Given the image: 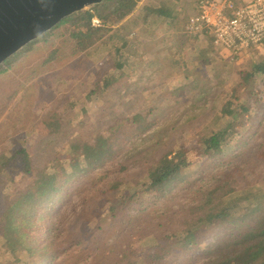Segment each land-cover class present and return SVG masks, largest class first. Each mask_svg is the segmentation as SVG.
<instances>
[{"label": "trees", "instance_id": "1", "mask_svg": "<svg viewBox=\"0 0 264 264\" xmlns=\"http://www.w3.org/2000/svg\"><path fill=\"white\" fill-rule=\"evenodd\" d=\"M187 7L184 0H108L64 20L0 67V119L28 86L53 92L63 117L47 111L42 134L52 145L64 141L59 150L69 159L59 154L51 171L49 163L34 164L40 132L23 135L24 144L4 159L0 154V264H264V93H256L264 44L241 56L249 68L232 83L216 84L223 91L211 99L214 118L189 135L193 148L174 141L206 116L209 92L185 106L178 83L166 89L144 81L145 54L135 55L144 34L184 31ZM240 58L230 56L226 66ZM166 61L169 68L199 66L180 51ZM73 65L78 75L69 80L63 70ZM78 81L87 91L67 93L65 85ZM125 85L129 95L118 91ZM128 98L137 110L154 98L162 118L143 123L142 113L123 104ZM101 102L116 112L93 123L89 112ZM126 131L134 137L121 144ZM71 212L79 230L67 227Z\"/></svg>", "mask_w": 264, "mask_h": 264}, {"label": "rangeland", "instance_id": "2", "mask_svg": "<svg viewBox=\"0 0 264 264\" xmlns=\"http://www.w3.org/2000/svg\"><path fill=\"white\" fill-rule=\"evenodd\" d=\"M195 1L196 0H184V3H187V5H189V7L187 8L190 12V15L194 12L196 13L197 11L194 10V8H197L195 7ZM181 14H183L182 11ZM192 17L193 16L191 15L189 20ZM188 22L186 23L184 28H186ZM184 31H181V33L179 34H167L166 32L158 33L152 36H150L149 34H144V44L140 50L135 51V55H141V53L145 54V66L141 70L143 72L144 81L147 83L148 81H151L150 79H152V85L162 81L163 83H165L166 89H170L171 82L178 83L180 85V93L177 98L182 99L185 106L187 104H190V102L194 99L203 98L206 95L207 91L209 92V94H207L209 102L205 107L207 110V113L205 114L206 116L202 119L201 117L200 119L197 118L198 122L192 124L194 125L193 128H186L188 130H184V133L179 131V134L174 141L176 145L184 144L185 146L193 148L196 141L192 140L189 135L197 134V130L201 131L202 126H206L207 124L211 125V122L214 118V116L208 114L211 111V106H213L211 103V99H213V95L223 91L221 87L217 88L216 84L219 83V81L224 82L225 80H227L229 84L232 83L233 77H235V75L240 71H246L245 69H248L249 65H246L248 58L241 57L239 60H236L234 64H231L230 67H227V62L231 61L229 53L223 51L222 49L211 48L212 46L209 40H207V38L210 36V33L208 31H204L202 38H199L198 40L190 39V35L185 34ZM209 44L210 46L208 47L207 45ZM177 51H180L186 59L197 62L199 66L194 69L191 66L179 67V63L178 65H172V68H169V63H167V61L163 62V60L168 56H172ZM206 52L208 53L206 54ZM76 67V65H73L64 69V76L69 80H73V78L75 80L76 76L78 75ZM94 72L95 71L93 70V72L89 73L92 75ZM137 74H139V78H141L142 75L138 71ZM87 78L88 76H85L83 82H85V79ZM260 80L262 82V79ZM78 82L79 83H67L65 85L67 93L71 94L76 90L81 94L86 92L87 87L83 86L82 81ZM202 88L204 89V91L202 90ZM118 91L121 94H127V92H130L131 89H128V87L125 85L121 86ZM256 93L259 95L264 93V82H262V85L258 88ZM52 94L53 92L49 90L46 92H42L37 84H32L28 86L25 92L18 96V98L15 100V103L11 106L6 115L0 119V154H2L3 159L24 144V141L22 140L23 135L32 134L33 132H40L41 134L43 133L44 126L42 118L47 115V111H50V113L51 110L57 111L54 113H56V115L58 116L63 117V112L59 109L60 105H56V99L52 96ZM110 98L112 100V104H114V107L118 106V104L121 103V101L119 102L118 98L115 96L111 95ZM153 99L145 100L146 102L142 101L143 103L139 105V108L142 109L139 110L136 109L135 105L137 102H134L135 99L131 100L130 98H128L125 100V103H123L124 101L122 103L126 105V108L129 112L142 113V116H144L145 118V122L143 123L147 124L155 122L162 118L161 111L157 110L159 108V102L154 101ZM107 109H109L108 114H106ZM114 112L106 103L101 102L100 105L98 104L96 107L91 109V111L89 112V118L90 120L94 119L93 123H95L96 120L106 119L107 117L114 115ZM120 114L126 115L125 112L122 111L120 112ZM63 121H65V123L67 122L66 119H64ZM249 121H247L246 124ZM105 126L108 127L110 125H104L101 127V129H103ZM248 127H250V125H248ZM180 128L183 129L182 126H180ZM195 129L196 132H192ZM211 131L215 132L214 129H211ZM126 133H128V131H126ZM133 137V134L129 133L121 135L119 142L121 144H125L130 140L132 141ZM39 140V143L36 144V146L33 148V153L36 155L34 164L39 165L41 168L49 163V171H51L52 164L50 162L56 161L59 154L63 153V159H66V152L65 154L64 152H62L65 150V143L64 141H59L52 145V142L54 140H49L44 135ZM152 144L153 143H151L150 145ZM47 148H50L48 153H46L45 151L47 150ZM59 149H61L62 151ZM232 150L233 149L226 150L223 159H226L227 155H229ZM66 161H69V159H66ZM216 163L217 165H219L217 160L212 161L211 167H214ZM28 169H26V171H28ZM11 170L14 173L18 172V168L16 167L12 168ZM205 171L206 170H203L202 173ZM202 173L201 171H199L198 174H194L189 178L185 177V179H193L199 175H202ZM205 173L208 172L206 171ZM22 184L23 183H20V186ZM149 195L153 196V193H150ZM80 202H78V205L80 204ZM78 219L79 217L72 212L71 215L68 216L67 227L71 231H73L74 229L76 231V229L79 230L78 228H82L79 222L80 220ZM214 240V237H211L206 243L202 245V248L204 249L210 243H213ZM130 246L131 249H133L134 245ZM181 260L184 261V258L177 257L176 262L181 263Z\"/></svg>", "mask_w": 264, "mask_h": 264}, {"label": "built area", "instance_id": "3", "mask_svg": "<svg viewBox=\"0 0 264 264\" xmlns=\"http://www.w3.org/2000/svg\"><path fill=\"white\" fill-rule=\"evenodd\" d=\"M196 10L184 28L185 34L209 31L213 46L228 52L233 59L262 48L264 0H200ZM99 25L95 19L93 27Z\"/></svg>", "mask_w": 264, "mask_h": 264}, {"label": "water", "instance_id": "4", "mask_svg": "<svg viewBox=\"0 0 264 264\" xmlns=\"http://www.w3.org/2000/svg\"><path fill=\"white\" fill-rule=\"evenodd\" d=\"M108 0H0V67L61 22Z\"/></svg>", "mask_w": 264, "mask_h": 264}, {"label": "crops", "instance_id": "5", "mask_svg": "<svg viewBox=\"0 0 264 264\" xmlns=\"http://www.w3.org/2000/svg\"><path fill=\"white\" fill-rule=\"evenodd\" d=\"M199 1L200 0H196L195 2H196V4H195V7H197V5H198V3H199ZM194 10H196V8H194ZM192 16L193 15H195V12L193 13V14H191ZM181 33V32H180ZM170 34V33H169ZM171 34H179V33H171ZM202 36H203V33L202 34H198V35H192V36H190V39H199V38H202ZM186 37H188V36H186ZM212 37V36H211ZM208 40H209V38H208ZM209 42H210V40H209ZM211 43V42H210ZM208 47L210 46V44L209 45H207ZM207 53V52H206Z\"/></svg>", "mask_w": 264, "mask_h": 264}]
</instances>
